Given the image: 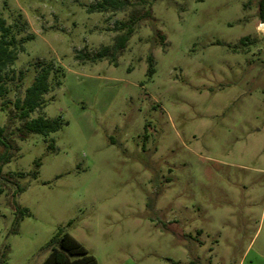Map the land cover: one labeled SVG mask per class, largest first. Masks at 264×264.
<instances>
[{
  "label": "rangeland",
  "instance_id": "obj_1",
  "mask_svg": "<svg viewBox=\"0 0 264 264\" xmlns=\"http://www.w3.org/2000/svg\"><path fill=\"white\" fill-rule=\"evenodd\" d=\"M98 1L0 0L16 40L32 37L0 97V264H42L59 230L97 264H264L259 0L90 13ZM122 24L126 48L92 62ZM42 67L50 90L28 120L62 125L20 140L14 104Z\"/></svg>",
  "mask_w": 264,
  "mask_h": 264
},
{
  "label": "trees",
  "instance_id": "obj_2",
  "mask_svg": "<svg viewBox=\"0 0 264 264\" xmlns=\"http://www.w3.org/2000/svg\"><path fill=\"white\" fill-rule=\"evenodd\" d=\"M128 7L126 0H99L94 5H91L88 9L90 13L93 12H109V11H123ZM258 20L261 24H264V0L258 1ZM127 27L125 35L119 36L116 40V44L111 50L108 47H104L97 54L92 56V62L100 61L107 56H110L114 61L117 55L122 52L129 41V38L133 34V28L130 25ZM32 37L16 40V36L12 34L11 30L5 26L3 20H0V97H3L7 90L4 87L5 83V71L14 63L17 57V49L23 50L22 46L26 41L31 40ZM247 38H242L240 41H245ZM147 75L153 74L152 59L149 58ZM51 69L49 67H42L34 77V80L30 87L25 91L24 98L22 100H16L14 106L19 112L18 118L25 121L22 128L18 130L20 140H25L28 134H38L48 136L57 132L62 123L59 119H46L44 117H37L35 119H29V116L36 110L42 107V98L50 90L48 83ZM4 133V128H0V146L6 150L9 149L7 143L1 138ZM7 151L0 154V166L9 163V157H6ZM16 212L21 217L28 215L26 209L18 208L15 206ZM46 248L49 250V255L42 264H97L96 259L88 253L86 248L81 245L73 236L69 233L59 230L46 244Z\"/></svg>",
  "mask_w": 264,
  "mask_h": 264
},
{
  "label": "bare ground",
  "instance_id": "obj_3",
  "mask_svg": "<svg viewBox=\"0 0 264 264\" xmlns=\"http://www.w3.org/2000/svg\"><path fill=\"white\" fill-rule=\"evenodd\" d=\"M257 30H259L261 32H264V25L263 24H259V27H258Z\"/></svg>",
  "mask_w": 264,
  "mask_h": 264
}]
</instances>
